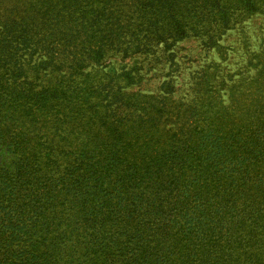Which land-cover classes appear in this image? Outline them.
<instances>
[{
  "label": "trees",
  "instance_id": "1",
  "mask_svg": "<svg viewBox=\"0 0 264 264\" xmlns=\"http://www.w3.org/2000/svg\"><path fill=\"white\" fill-rule=\"evenodd\" d=\"M7 1L0 264H264L263 104L245 107L243 126L227 132L209 125L199 137L197 125L182 124L185 139L142 166L124 156L130 138L117 136L92 150L112 151L102 156L109 171L90 161L80 170L77 159L59 165L47 132L51 115L55 130L71 121L84 129L109 118L102 109L113 118L130 109L133 99L94 71L102 61L150 55L175 64L169 49L188 38L218 48L237 22L264 14V0ZM139 69L116 75L138 85Z\"/></svg>",
  "mask_w": 264,
  "mask_h": 264
},
{
  "label": "rangeland",
  "instance_id": "2",
  "mask_svg": "<svg viewBox=\"0 0 264 264\" xmlns=\"http://www.w3.org/2000/svg\"><path fill=\"white\" fill-rule=\"evenodd\" d=\"M12 5V1L0 0V11L6 12ZM218 44L220 47L210 48L200 38L178 41L169 49L174 53L175 64L157 63L152 56L141 55L136 57L137 62L117 57L94 66L101 79L112 80L110 84L134 102L123 113L119 112L124 108L116 110L114 118L109 109H102L101 115L108 114L109 118L95 123L100 127L83 129V125L71 121L55 130L54 116H49L52 119L47 123V132L57 150L52 158L59 165L77 159L82 163L80 170L90 161L109 171L114 164L102 156L112 151L92 150L95 146H113L115 137L121 135L133 143L124 156L130 163L142 166L185 139L180 132L182 124L186 126L184 131L197 125L199 137L209 125L225 132L233 126L242 127L244 108L264 105V14L237 22L219 38ZM162 53L159 50L156 55ZM133 64L141 67L142 83L138 85L116 75L123 66L129 68ZM164 81H170V92L160 88ZM126 166H120L119 170ZM40 235L38 232L34 238Z\"/></svg>",
  "mask_w": 264,
  "mask_h": 264
}]
</instances>
